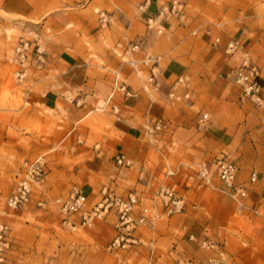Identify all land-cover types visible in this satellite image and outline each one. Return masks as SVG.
Here are the masks:
<instances>
[{
    "label": "rangeland",
    "instance_id": "obj_1",
    "mask_svg": "<svg viewBox=\"0 0 264 264\" xmlns=\"http://www.w3.org/2000/svg\"><path fill=\"white\" fill-rule=\"evenodd\" d=\"M145 1L0 0V224L9 229L0 264H264V0H178L181 13L170 16L160 34L145 27L146 11H156L144 10ZM98 11L109 17L105 26ZM231 38L238 48L227 53ZM130 40L161 55L157 90L146 84L145 69L136 74L124 62ZM245 54L260 71L259 100L241 99L234 78ZM115 69L132 89L142 90L141 111L126 107L132 97L121 93L99 110ZM180 75L189 85L178 86V98L169 97ZM35 93L58 95L57 110L34 104ZM201 112L209 120L199 127ZM122 114L142 128L146 149L126 156L129 166L116 163L118 153L103 160L113 151L106 138L116 133L113 124ZM39 155L42 180L33 183L28 204L10 209L7 196L25 163ZM218 158L236 163L238 182L257 171L240 202L197 187V164ZM167 169L175 172L170 179L186 200L185 211L160 215L151 229L137 226L131 233L138 241L114 250L108 248L118 232L112 211L70 230L52 203L74 186L94 202L109 184L118 193L136 191L150 206ZM38 199L46 205L38 206Z\"/></svg>",
    "mask_w": 264,
    "mask_h": 264
},
{
    "label": "built area",
    "instance_id": "obj_2",
    "mask_svg": "<svg viewBox=\"0 0 264 264\" xmlns=\"http://www.w3.org/2000/svg\"><path fill=\"white\" fill-rule=\"evenodd\" d=\"M149 3L145 1L144 5ZM182 3L178 0H171L166 4H162L154 15L145 17V27L147 30L154 31L156 34L162 33L164 22H166L173 14L181 13ZM99 22L105 26L109 17L104 11H98ZM215 43H219V38H215ZM238 40L229 39L224 49L227 53L233 52L238 48ZM124 55L127 57L126 62L129 67L138 74L142 69L147 71L146 84L154 90L159 87L158 74L161 61L160 54H153L146 49L143 41H128L124 47ZM259 68L252 63L245 54L239 65L234 70V78L241 85V99L245 97H254L259 100V94L262 92V85L259 81ZM179 85L188 87L189 82L183 75H180L171 84L169 89V97H179L177 88ZM116 93H121L125 98L135 96L134 90L122 78L121 71L115 69L112 71L111 88L108 96L105 98V104H109L111 98ZM184 98H189L190 93L186 92ZM114 112L117 111L115 105H111ZM209 120L207 113L201 112L198 116L197 123L202 127ZM154 127H160L158 120ZM147 130L151 128L147 126ZM116 163L121 166H129L131 161L124 153H118L115 157ZM45 161L43 155L37 156L34 160L25 163L22 176L6 198V206L10 209H18L28 204L32 198V185L42 180L45 169ZM238 166L228 158H218L212 162H201L197 164L196 184L197 187H210L218 191L227 193L232 199L240 202L248 193L249 184L258 180V173L252 170L249 173L248 180L237 181ZM142 174V173H141ZM175 174L173 170L167 169L164 173V181L157 186L150 197L151 205L142 203V196L136 191H127L118 193L109 184H104L99 189V199L91 202L89 196L79 187H72L66 195H60L52 200L54 206L57 207L61 215L62 225L70 230L79 227L90 226L94 220L102 218L107 212L112 211L115 215V228L117 234L110 242L108 248L117 249L119 246L124 247L126 244H134L138 241V237L131 232L137 226H145L149 229L154 228L160 215L170 216L182 213L186 209V200L179 193L177 184L171 181V177ZM260 191L264 195V175L260 177ZM47 203L44 199H38V206H45ZM8 226L0 224V261L4 258L5 249L8 246ZM193 238V235H190ZM206 241L202 242V246H206ZM148 250L150 256L154 253L153 242H149Z\"/></svg>",
    "mask_w": 264,
    "mask_h": 264
},
{
    "label": "crops",
    "instance_id": "obj_3",
    "mask_svg": "<svg viewBox=\"0 0 264 264\" xmlns=\"http://www.w3.org/2000/svg\"><path fill=\"white\" fill-rule=\"evenodd\" d=\"M149 3L147 5H143L144 10L150 6L154 7L157 11V9L162 5L159 4V0H148ZM171 0H166V2H170ZM187 0H184L186 4ZM154 12V14L156 13ZM234 10H223V12H230V14ZM154 15L150 12L145 13V16ZM165 23V27H170V21L167 20ZM166 75L169 76V73L166 72ZM135 90V96H132V98H129L128 101H126V107H129L133 109V111H141V105L145 100V95L142 93L141 89H134ZM34 99L33 103L38 104L40 106H44L50 110L56 111L57 109V103L60 101V97L58 95H55L53 93H35L33 94ZM152 104H149V107ZM107 107V104H105V100L102 103V106L99 108V110L103 111ZM121 111L123 110V106H120ZM81 110V109H80ZM125 111V110H124ZM123 115V114H122ZM118 117V121L114 122L113 127L115 129L114 135L107 137V142L110 146H112L111 152H107L105 158L103 160H106L109 153L112 155L115 153H124L126 156L134 157L135 153L137 156L140 155V153H145L146 149H143L140 143V140L143 135L142 128L139 126L131 125L128 121L130 119L129 115H123ZM110 154V155H111Z\"/></svg>",
    "mask_w": 264,
    "mask_h": 264
}]
</instances>
